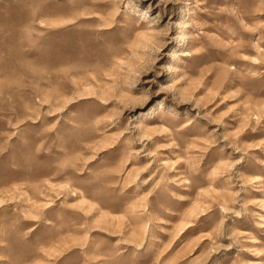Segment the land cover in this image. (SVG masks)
<instances>
[{
    "label": "rangeland",
    "instance_id": "rangeland-1",
    "mask_svg": "<svg viewBox=\"0 0 264 264\" xmlns=\"http://www.w3.org/2000/svg\"><path fill=\"white\" fill-rule=\"evenodd\" d=\"M0 264H264V0H0Z\"/></svg>",
    "mask_w": 264,
    "mask_h": 264
}]
</instances>
